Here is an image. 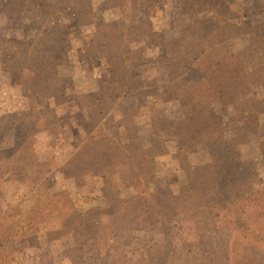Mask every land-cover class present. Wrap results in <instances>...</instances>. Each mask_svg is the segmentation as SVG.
I'll return each instance as SVG.
<instances>
[{"label":"rangeland","instance_id":"rangeland-1","mask_svg":"<svg viewBox=\"0 0 264 264\" xmlns=\"http://www.w3.org/2000/svg\"><path fill=\"white\" fill-rule=\"evenodd\" d=\"M33 1V11L20 20L11 5L0 7V117L27 114L20 119L25 126L15 134L8 131L0 142L4 157H11L19 142L14 138L24 134L27 141L20 160L0 161V217L15 208L7 221L11 229L0 249V264H82L78 255L91 260L98 248L105 264H201L203 252L197 248L186 254L187 247L176 238L173 226L179 225L180 216L163 226L147 219L132 231L121 221L111 225V215L119 200L162 197L165 202L163 196L188 188L187 166L210 161L199 135L188 136L191 147L178 146L185 130L180 128L178 138L179 130L168 122L191 120L193 114L163 94L165 59L173 41L187 26L210 16V8L195 11L190 3L197 0H86L91 7L86 15L79 9L77 19L73 7L81 3L70 0L59 10L66 0ZM200 1L238 25L264 21L256 0ZM57 22L67 27L50 40L48 25ZM38 30L44 33L36 36ZM65 32L67 41H59ZM29 41L35 45L26 54ZM227 47L231 54L243 55L248 72L264 66V44L257 37L239 35ZM50 57L58 58L48 63L50 71L65 80L51 79L49 93L38 95L46 81L20 69L24 64L42 67ZM121 58H127V65H121ZM63 84L62 94L51 93ZM246 97L264 100V81L247 87ZM212 112L227 123L225 137L236 154L233 168L239 174L230 189L239 190L249 180L264 193V114L258 113V124L255 118L243 124L230 105H214ZM83 218L91 224L86 226L91 235L87 244L79 239L83 250L77 255L71 251L76 246L73 234L81 238ZM246 244L241 240L229 261L218 255L213 262H253L255 256L242 258Z\"/></svg>","mask_w":264,"mask_h":264},{"label":"trees","instance_id":"trees-1","mask_svg":"<svg viewBox=\"0 0 264 264\" xmlns=\"http://www.w3.org/2000/svg\"><path fill=\"white\" fill-rule=\"evenodd\" d=\"M69 1L66 0L59 10L66 9ZM73 1L77 5L79 3L83 5L78 9L73 7L77 19H81V12L77 11L82 8V15H86L91 4L86 0ZM5 2L6 0H0V7L5 9L11 5L10 8L18 20L26 11H33V0ZM255 3H258L257 13L264 14V0H256ZM190 7L196 9L195 11L210 8V16L187 26L181 36L173 41L174 48L172 47L170 57L165 59L168 81L164 85L163 94L178 100L182 108L191 109L193 114L191 120L168 122L171 128L180 131L176 134L178 138L182 135L180 128L183 127L185 130L183 134L185 137L179 138L178 146L191 147L188 136L199 135L203 139L210 161L195 167L187 166L188 188L176 195L163 196L165 202L162 201V197L116 201L118 208L111 215V225L121 221V225L128 226L134 231L138 230L135 226L147 219L152 220L151 222L155 225L163 226L165 223H172L173 219L180 216L179 225L173 226L176 238L187 247L186 254H191L197 248L203 252L198 260L201 264H215L213 260L218 255H222L229 261V258L236 254L235 246L241 245V240L247 243L241 248L242 258L248 261L249 256H255V259L252 258L254 261L248 264H264V193L256 190L249 180L239 190L230 189V181L239 174V171L233 168L236 154L233 144L225 137L227 123L220 115L212 112L214 105H230L234 108L240 123L243 124H247L254 118L258 124V113L264 114V100L246 97L247 87L256 81H264V66L259 70L248 72L243 55L231 54L227 47L228 41L239 35L257 37L264 44V21L255 26L238 25L223 20L221 14L209 2L192 1ZM17 18L14 19L17 20ZM66 27V24H60V22L49 24L48 28L52 30L48 33L52 36L50 40L57 37L55 31ZM41 33L44 32L38 30L36 36ZM68 37L69 33L65 32L63 39L58 40L65 42ZM34 45L35 41H29L25 53L28 54ZM54 45L60 46L59 43ZM57 59V57L45 59L42 67L28 64L21 66L20 70L28 71L32 75L31 78L46 81V86H43L44 92H35L38 95L49 93L46 89L50 86L51 79L65 80L58 78L55 70L50 71L52 67L48 63L56 62ZM120 60L122 66L127 65V58ZM64 89L63 84L51 93L59 95L64 92ZM118 98L119 94L111 98V101L115 102ZM257 105L262 107L258 109ZM38 113L40 112H34V114ZM26 116L27 114H23L20 116L22 118L18 119L1 116L0 142L8 131L12 130L15 134L21 130L25 122L20 119ZM20 135L19 138L17 136L14 138V141L19 140V142L13 147L14 153L11 154V157H17L16 160H20L21 152L22 154L26 152L24 150L27 141L23 139L24 134ZM260 135L264 137V129H260ZM130 155L131 153H129L131 158ZM11 157H4L3 151L0 150V161L11 159ZM243 179L247 180V175ZM14 211L15 208H8L0 217V249L3 247L4 237L10 232L11 226L8 227L7 221L14 217ZM84 219L79 221V226H85L81 238L77 240L76 235L73 234L76 246L71 251L76 252L77 255L83 250L78 246L79 239H84V244H87L88 237L91 235L86 228L87 224H91ZM73 228L72 226L71 229ZM116 235L112 232L109 236L115 240ZM92 242L94 244V241ZM106 251L109 252L110 249ZM78 257L82 264H105L101 248L97 249V254L91 260L85 261L80 255ZM185 261L187 263L188 259Z\"/></svg>","mask_w":264,"mask_h":264}]
</instances>
